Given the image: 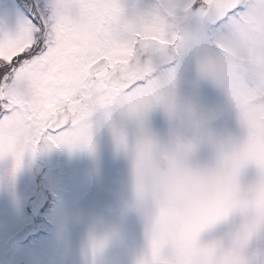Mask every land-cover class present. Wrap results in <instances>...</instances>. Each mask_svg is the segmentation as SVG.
<instances>
[{"label": "clouds", "instance_id": "obj_1", "mask_svg": "<svg viewBox=\"0 0 264 264\" xmlns=\"http://www.w3.org/2000/svg\"><path fill=\"white\" fill-rule=\"evenodd\" d=\"M170 25L177 43L164 59V70L157 72L154 67L157 98L143 112L159 108L168 129L162 134L138 119L131 131L117 130V150L131 167L116 181L111 203L96 212L76 209L69 214L59 264H68L73 256L72 226L77 224L86 225V236L79 259L72 264H122L121 251L128 246L133 223L149 241L136 264H154V239L166 241V264H233L230 247L201 243L199 237L197 246L182 250L175 239L200 200L214 194L222 182L230 185L244 206L245 224L260 219L255 205L264 202V167L237 163V159L245 152L250 121L264 112V0L242 16L228 18L219 35L209 34L203 14L196 15L187 28ZM249 68L251 75L246 76L244 70ZM203 84L226 89L229 102L206 103L180 92L182 87L199 89ZM233 113L241 135L218 134L213 125ZM202 145L211 148L207 159L200 157ZM58 148L69 154L88 149L81 142ZM208 248L214 251H205ZM240 258L243 264H251L244 251Z\"/></svg>", "mask_w": 264, "mask_h": 264}, {"label": "snow or ice", "instance_id": "obj_2", "mask_svg": "<svg viewBox=\"0 0 264 264\" xmlns=\"http://www.w3.org/2000/svg\"><path fill=\"white\" fill-rule=\"evenodd\" d=\"M204 14H225L240 0H204ZM177 37L157 13L129 17L122 0H0V157L11 154L18 170L26 153L81 142L94 149L88 120L100 108L119 104L131 115L157 98L156 59H165ZM237 163L264 167V112L246 130ZM246 223L230 246L233 264L264 224ZM244 208L222 182L196 205L185 230L176 237L182 250L198 245L200 234ZM166 241L151 243L154 264ZM205 251H214L208 248Z\"/></svg>", "mask_w": 264, "mask_h": 264}, {"label": "rangeland", "instance_id": "obj_3", "mask_svg": "<svg viewBox=\"0 0 264 264\" xmlns=\"http://www.w3.org/2000/svg\"><path fill=\"white\" fill-rule=\"evenodd\" d=\"M250 1H254L253 4L259 2V0ZM122 3L125 14L129 17L141 13H157L169 24L179 23L182 28L189 27L196 15L206 16L202 12L206 8L204 0H122ZM231 17H239V15L232 14L229 18ZM226 20H222V24L218 27L208 24L209 34H221V26ZM164 63L163 58L156 59L154 67L157 72L164 70ZM244 74L250 76L251 69L244 70ZM180 92L206 103L229 102L227 90L211 84H203L199 89L182 87ZM138 119L145 120L162 134L169 126L159 108L139 115H131L119 104H112L98 109L88 120L94 145L92 151L87 148H77L69 154L61 148L64 163L60 172L39 165L36 153L35 155L26 153L18 170H14L15 158L11 154L0 157V264H7L5 252L8 249L5 242L8 235L33 219L30 217V210L26 209L28 206L30 208L28 197L31 198L36 194L35 190L43 182L50 190H53L56 184L57 188L54 191L60 192V199L54 204L51 218L49 217L46 224L43 222L44 227L47 226V233L35 236L18 246L17 248H21L18 254L24 264H53V262L59 264L58 251L63 247L66 228L69 227V214L76 209L86 213L96 212L111 203L112 193L117 187L116 181L131 167L129 161L117 150L116 132L122 128L131 131ZM213 127L221 135L228 133L241 135L234 113L217 121ZM210 153V146H201L199 153L201 159H207ZM61 177L63 181L60 185ZM245 222V214L235 210L226 218L206 228L200 234V242L216 243L228 248L241 232ZM77 225L80 226L79 230L75 225L72 226L73 256L68 264H72V260L78 261L79 247L86 236V225ZM130 228L128 246L121 251L122 264H136L137 259L148 250L149 246V241L138 224L133 223ZM244 255L250 259L251 264H264V225H261L251 236L244 248Z\"/></svg>", "mask_w": 264, "mask_h": 264}, {"label": "water", "instance_id": "obj_4", "mask_svg": "<svg viewBox=\"0 0 264 264\" xmlns=\"http://www.w3.org/2000/svg\"><path fill=\"white\" fill-rule=\"evenodd\" d=\"M227 14L228 12L225 14H220L219 12H209L208 17L211 22H217L218 19H220L223 16H226ZM49 159H51V156H49Z\"/></svg>", "mask_w": 264, "mask_h": 264}, {"label": "bare ground", "instance_id": "obj_5", "mask_svg": "<svg viewBox=\"0 0 264 264\" xmlns=\"http://www.w3.org/2000/svg\"><path fill=\"white\" fill-rule=\"evenodd\" d=\"M248 6H249V5H248ZM248 6H247V8H249Z\"/></svg>", "mask_w": 264, "mask_h": 264}]
</instances>
